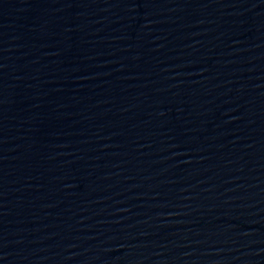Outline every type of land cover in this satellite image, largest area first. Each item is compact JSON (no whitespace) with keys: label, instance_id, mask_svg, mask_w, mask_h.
<instances>
[{"label":"water","instance_id":"95a60500","mask_svg":"<svg viewBox=\"0 0 264 264\" xmlns=\"http://www.w3.org/2000/svg\"><path fill=\"white\" fill-rule=\"evenodd\" d=\"M0 264H264V0H0Z\"/></svg>","mask_w":264,"mask_h":264}]
</instances>
